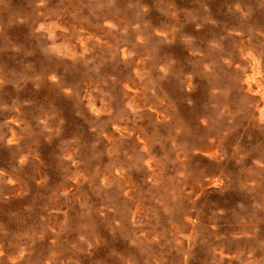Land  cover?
Listing matches in <instances>:
<instances>
[{
    "label": "rangeland",
    "instance_id": "374dc122",
    "mask_svg": "<svg viewBox=\"0 0 264 264\" xmlns=\"http://www.w3.org/2000/svg\"><path fill=\"white\" fill-rule=\"evenodd\" d=\"M0 264H264V0H0Z\"/></svg>",
    "mask_w": 264,
    "mask_h": 264
},
{
    "label": "bare ground",
    "instance_id": "6f19581e",
    "mask_svg": "<svg viewBox=\"0 0 264 264\" xmlns=\"http://www.w3.org/2000/svg\"><path fill=\"white\" fill-rule=\"evenodd\" d=\"M162 52V51H161ZM197 57V56H196ZM261 74V73H260ZM246 81V80H245ZM258 81V80H257ZM256 84V83H255ZM254 90V89H253ZM258 90V89H257ZM84 93V92H83ZM261 100H263V99H261ZM158 116V115H157ZM257 121V120H256ZM260 123V122H259ZM115 138V137H114ZM214 168H215V166H214ZM75 187V186H74ZM214 187V186H213Z\"/></svg>",
    "mask_w": 264,
    "mask_h": 264
}]
</instances>
